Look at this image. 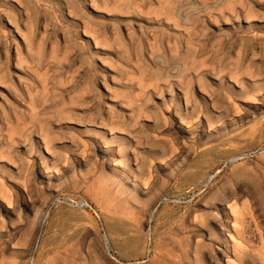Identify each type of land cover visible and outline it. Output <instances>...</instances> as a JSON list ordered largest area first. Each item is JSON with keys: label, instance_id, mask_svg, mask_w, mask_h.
I'll list each match as a JSON object with an SVG mask.
<instances>
[{"label": "rangeland", "instance_id": "1", "mask_svg": "<svg viewBox=\"0 0 264 264\" xmlns=\"http://www.w3.org/2000/svg\"><path fill=\"white\" fill-rule=\"evenodd\" d=\"M0 264H264V0H0Z\"/></svg>", "mask_w": 264, "mask_h": 264}, {"label": "built area", "instance_id": "2", "mask_svg": "<svg viewBox=\"0 0 264 264\" xmlns=\"http://www.w3.org/2000/svg\"><path fill=\"white\" fill-rule=\"evenodd\" d=\"M82 207L88 208V206L86 204H84Z\"/></svg>", "mask_w": 264, "mask_h": 264}, {"label": "bare ground", "instance_id": "3", "mask_svg": "<svg viewBox=\"0 0 264 264\" xmlns=\"http://www.w3.org/2000/svg\"><path fill=\"white\" fill-rule=\"evenodd\" d=\"M189 100H190V98H189ZM189 100H188V101H189ZM185 102L187 103V100H186V99H185ZM197 102H198V101H197ZM192 108H193V107H192Z\"/></svg>", "mask_w": 264, "mask_h": 264}]
</instances>
